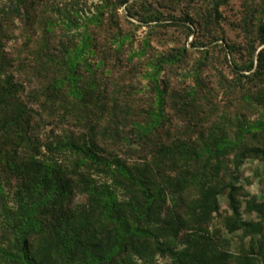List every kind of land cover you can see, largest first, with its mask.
Segmentation results:
<instances>
[{
	"label": "trees",
	"instance_id": "1",
	"mask_svg": "<svg viewBox=\"0 0 264 264\" xmlns=\"http://www.w3.org/2000/svg\"><path fill=\"white\" fill-rule=\"evenodd\" d=\"M128 1L101 4L78 43L66 34L70 17L61 24L45 18L35 45L28 28L35 0H5L0 8V264H157V256L162 264H232L227 240L219 243L208 230L224 191L233 219L223 226L251 227L239 219L233 174L225 184L220 175L229 154L233 172L249 157L264 159L263 150L243 140L264 133V121L239 124L232 138L181 139L179 132L191 135L190 125L179 126L174 115L193 109L160 74L188 50L168 51L138 70L141 64L124 52L128 36L118 14L126 5L127 15H136ZM139 14L143 23L153 21ZM15 18L26 21L23 28L8 26ZM106 22L113 32L100 45L87 25L109 34ZM173 23L191 31L185 20ZM257 37L263 46L256 58L233 64L242 89L250 84L245 102L264 77V19ZM3 39H14V47L6 50ZM142 87L147 107L130 108L142 100ZM257 249L256 262L264 264L263 246ZM234 264L256 263L244 254Z\"/></svg>",
	"mask_w": 264,
	"mask_h": 264
},
{
	"label": "rangeland",
	"instance_id": "2",
	"mask_svg": "<svg viewBox=\"0 0 264 264\" xmlns=\"http://www.w3.org/2000/svg\"><path fill=\"white\" fill-rule=\"evenodd\" d=\"M105 1L35 0L32 6L34 26H27L31 33L34 31L32 42L36 45L41 41L45 18H51L54 22H67L70 17L73 23L71 28L66 30V34L70 41L78 43L87 19L96 15L97 8ZM5 3V0H0V8ZM142 4L147 10L141 8ZM128 5H132L131 10L136 15L128 16L126 5L119 8L118 14L122 19V29L128 36L124 52L134 55L133 59L141 64L138 70H149L150 66L147 64L168 51H177L178 48L188 50L182 61L167 67L160 74L161 77L168 78L178 94L186 96V108L193 109L188 113L178 111L174 115L173 122L179 126L190 125L191 135L179 132L181 139L198 141L201 134L202 139H207L209 136L218 137L225 133L232 138L239 124L249 125L264 121V77L257 80V89H253L257 92H248L249 99L245 102L242 96L245 88L250 89V84L242 89V83L236 80L238 76L233 70L234 62L241 64L251 57L256 58L258 50L263 46L257 37V26L264 19V0H129ZM64 7L70 13L65 17L62 12ZM139 13L152 16L153 21L143 23L138 19ZM109 16L106 12L105 19ZM12 20L8 26L14 30L23 28L26 22L22 18ZM176 20L181 23L185 20L191 31L185 28L183 23L175 25L173 21ZM106 25L109 34L93 23L87 25L86 30L89 29L93 33L97 44L106 45L104 37L113 32L108 22ZM60 28L61 25L55 26L54 33H60ZM52 39L53 44L59 43V38ZM3 42L6 50L13 48L15 44L14 39H3ZM199 50L206 51L199 53ZM254 70L255 68L244 73L248 75ZM118 74L116 72L114 76ZM137 76L140 84L145 85L146 78L140 73ZM133 84L135 85L136 81H133ZM191 88L195 90V94L188 97L186 94ZM145 90L142 87L138 92L142 94L143 102H129L130 108L147 107L149 94ZM182 103L179 98L177 105L181 107ZM170 106L173 104L167 105L166 112H171ZM172 110L175 112V109ZM243 140L264 151L263 132L257 130L245 135ZM233 170V154H229L224 158L220 180L224 184L230 182L233 174L232 180L237 188L239 219L250 223L251 227L247 231H227L223 226L225 221L233 219L227 203V193L224 191L218 195L219 211L213 215L208 230L215 232L219 243L221 237L227 240L222 243L223 249L231 255L232 264L237 262V257L244 254L252 256L257 264V248L263 246L264 249V159L258 156L249 157L238 169L234 172ZM156 259L157 264L165 261L158 256Z\"/></svg>",
	"mask_w": 264,
	"mask_h": 264
}]
</instances>
